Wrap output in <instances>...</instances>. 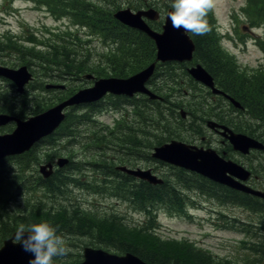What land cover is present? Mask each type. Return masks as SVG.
<instances>
[{
    "label": "rangeland",
    "instance_id": "obj_1",
    "mask_svg": "<svg viewBox=\"0 0 264 264\" xmlns=\"http://www.w3.org/2000/svg\"><path fill=\"white\" fill-rule=\"evenodd\" d=\"M138 1L115 0L114 4L117 6L112 12L118 8H129L133 11L153 8L161 15H165L170 8L165 0H147L146 4H136L135 2ZM45 5L42 0H0V37L3 38L7 35L12 40L23 44L24 48L37 49L45 48L41 45L53 42L52 39L57 38L54 33H61L67 29L69 32L73 31L74 27L69 17H55ZM212 19L225 55L232 57L241 70L247 73H258L262 69L264 70V53L258 45L264 37V23L258 22V19H255V23L252 22L254 15L253 11L248 9L247 0H217L216 8L212 11ZM156 30H160V28ZM82 34L80 33L81 36ZM83 37L85 38V35ZM69 41L72 42L71 48L73 47L70 57L75 56L84 60L86 53L84 47H80L81 41ZM62 44L65 43L62 42ZM91 44L93 52L90 53L86 66L71 74L62 71L64 69L62 65L40 64L37 60H33L29 64V69L34 78L23 92H18L16 85L9 79L0 77V113H3L2 107H11L12 113L17 118L26 119L28 116L38 114L57 102L67 99L78 89L92 86L94 79L114 77L117 76L115 72L119 71H122L123 76L134 74L149 65L156 54V47L152 40L145 44L140 41L135 43L132 53L135 49L138 54L145 53V56L140 59L137 58V55L124 53L113 54L110 59H105L98 54L103 51L102 46L96 40H93ZM28 60L29 57L23 56L19 59L16 54L4 53L0 55V65L9 68H18L28 64ZM78 62L80 61L78 60ZM66 64H71V62L67 61ZM172 64L179 83L164 82L163 74L167 69L166 64L158 66L155 70L157 74L153 75L149 83V86L163 98V101L155 104V109L163 111L166 116L159 117L154 109L143 107V109L153 111L154 119L148 118L144 122H141L138 117H135L134 121L129 119L128 128L131 130L132 136H135L134 142L127 144L120 140L117 127L124 126V123L114 126V116L120 117V115L109 104H105L91 111L94 113V120L99 122L97 125H86L80 122L74 125L70 131L73 140L69 144L58 140L57 144L42 142L38 146L35 145L38 158L33 166L38 169L40 164L53 163L60 158H68L74 162L103 160V163H111L113 167L114 165H125L150 168L154 174L179 188L183 187L180 181L183 175L185 180H194L198 186L210 188L206 182L198 178L204 176L150 158V152L157 145L154 144V136H159L164 142L171 139L182 140L204 148H219L225 151V157L236 161L245 168L255 170L256 179L253 178V184L259 189H264V151L251 150L253 155L247 156L231 149L230 144L221 145L218 136L209 131L205 121L211 118L217 120L216 117L222 115L226 116V119L235 117L234 121L248 128L242 132L249 134V130H251L252 134L249 135L253 137L259 132H264V122L251 118L246 112L233 109L224 99L213 95L202 84L194 82L187 74L190 66H187V71H184L183 67L178 66L179 63ZM87 73L92 74L94 78L81 80L80 78ZM46 86L51 87L45 88ZM159 86H162V90L158 89ZM3 95L6 101L2 98ZM107 100L108 97H105L102 101ZM14 104L15 107H12L11 105ZM167 105L173 108L167 107ZM87 106H71L66 110V113L90 111L91 109ZM16 108L20 110L22 108L23 115ZM181 109L186 112V114H181L184 118L180 115ZM230 110H232V116L228 114ZM226 119L224 118V121ZM14 127L15 122L1 126L0 133L11 132ZM202 136H205L204 140L201 139ZM100 141L109 142L111 147L104 150L105 148L99 145ZM6 165L8 170L20 171L16 163L9 166L7 161ZM31 166L32 164L29 167ZM90 167L85 165L83 169L88 173V177L93 175L89 170ZM46 169L48 168L46 167ZM7 175L12 176V172H7ZM40 177L44 179L41 175ZM15 182L20 183V180ZM143 183L147 182L136 178L126 185L134 187L135 184L140 186ZM40 186L41 184L35 182L34 189L16 194V197L11 199V205L8 208L9 215L24 218L25 212L29 211V209L24 210L26 202H35L41 199L42 204L52 208H50L51 211L61 208L66 214L69 213L70 217H77L78 212L83 210L95 215L96 218L107 217L110 219L115 216L123 225L141 230H146L141 226L150 221L149 225L156 229L146 231L149 234L153 233L165 243L155 240L151 242L147 232L142 234L132 229L130 232L132 244L137 246L138 241H144V246L138 244L152 252L157 248L158 252L154 254L164 257L169 254L178 257L179 254L190 249V246H194V248L209 252V255H212L216 260H228L231 264H245L254 258V255L251 257L249 242H253L251 247L253 244H264V228H261L259 223L260 220L264 221V213L261 209L258 208L255 212L249 211L244 205L227 202L228 199L226 202H221L220 199L204 191L184 189L188 198L186 203L177 204L178 210H170L165 206L164 209L154 210L149 215L147 212L129 208L130 205L128 206L127 202L107 193L102 196L88 188H75L69 185V181L64 187L66 192H56L51 196L45 195ZM219 192L221 191L219 190ZM183 194L185 195V193ZM73 209L78 212L74 211L72 214ZM58 218L55 217V219ZM85 227L86 231L91 230L87 223H85ZM75 229L77 230L76 227ZM244 229L247 233H244ZM59 233L69 241L72 251L66 257L54 258L56 264H78L83 259L82 250L86 245L101 247L113 253L119 254L120 252L116 248L108 246L100 237L102 230H98V233L101 234H96L97 237L93 235L92 238L88 234L69 232L66 229H60ZM175 239L187 242V244L177 246L178 243L172 241ZM149 258L151 259V256ZM256 259L259 264H264L261 254L256 256Z\"/></svg>",
    "mask_w": 264,
    "mask_h": 264
},
{
    "label": "trees",
    "instance_id": "obj_2",
    "mask_svg": "<svg viewBox=\"0 0 264 264\" xmlns=\"http://www.w3.org/2000/svg\"><path fill=\"white\" fill-rule=\"evenodd\" d=\"M42 1L55 17L67 15L72 20V25L74 27L73 31L69 32V29H67L61 33L54 34L57 38L52 39L53 42L41 45L45 48L37 49L24 48L23 44L12 40L6 35L3 38L0 37V55L4 53L8 55L16 54L19 59L23 56H27L29 57V63L27 65L31 64L33 60H37L40 64L56 63L64 66L62 71L69 72L70 74L73 71L83 69L86 66L89 55L93 52L91 44L93 40H96L102 46L103 51H100L101 53L98 54L105 59H110L113 54L117 53L134 54L137 55V58L139 59L145 56V53L138 54L136 49L132 53V50L135 48V43L137 41L145 44L150 41V38L135 29L126 28L113 17L115 11H112L117 6L114 4L115 0ZM247 1L248 9H251L254 15L252 22L255 23V19H258V22L264 23V0ZM165 2H168V5L170 6L171 0H165ZM135 3L146 4L147 0H139ZM207 19L210 30L206 35L191 36L189 34L195 45L193 62L201 63L212 75L215 84L224 92L237 99L244 106L245 111L251 118L259 119L264 122V70H261L258 73H247L246 71L241 70V67L236 61L232 57L225 55L223 52L214 25L215 23L212 19V12L209 13ZM79 32L83 33L82 36ZM83 35H85V38ZM68 39L81 41L80 47H84L86 53L84 60H80L73 55V58L70 57V54L73 52V47L71 48L72 42ZM62 42L65 44H62ZM262 48L264 50V44ZM78 60L80 62H78ZM67 61H70L71 64H66ZM12 64L14 63L12 62ZM189 64L191 63L184 62L180 63L178 66L183 67L184 71H187L186 67ZM166 67L167 69L163 74L165 77L164 82L179 83L177 74L173 70L175 68L172 62L166 63ZM115 74L123 77L122 71L115 72ZM156 74L157 73H154V75ZM158 89L162 90V86H159ZM2 98L5 99L4 95ZM121 99L122 98L118 96H109L107 101L88 105L87 107L91 109L90 111H84L81 113L67 112L60 126L52 135L48 136L43 143L57 144V141L60 140L69 144L73 140L70 131L74 125L77 122L86 125H97L99 122L94 120V113L91 111L96 110L99 106L101 107L105 104H109L116 110V112H119L120 119L117 121L116 126L123 123L124 126H118L117 131L120 133V140L127 144H130L135 140V136H132L131 130L128 128L129 119L134 121L133 119L138 117L141 119V122L148 120V118L154 119L153 111L143 109V107L147 106L154 109L159 117L166 116L163 111L155 109L154 107L155 104H158L161 101L149 100L147 97L142 96L133 100H126L127 103L124 104ZM11 106L15 107V104ZM167 107L170 106L167 105ZM16 109L23 115L22 108L21 110L19 108ZM1 111L13 114L11 107H2ZM156 122L158 123V120ZM232 124L241 131L248 129L247 126H242L239 123L234 124L231 121L230 125ZM129 127L132 128V126ZM249 134H252L251 130H249ZM255 137L264 141V132L257 133ZM154 139V144L160 145L164 143L159 136H154ZM99 145L104 147V150L111 147L107 141H105V143L100 141ZM36 146H38V144ZM36 158H38L37 148L32 147L28 151L0 163V244L4 239L11 236L20 223L28 224L30 222H36L37 220L47 219L54 225H57L58 230L66 229L69 232H82L83 234H88L91 238L93 235L94 237H97L96 234H101L98 233V230H102L100 237L108 244V246L116 248L120 251L119 253L132 252L151 264H231L228 260H216L212 255H209V252L194 248V246H190V249L183 254H179L180 256L178 257L170 256V254L165 255L167 257H164L155 255L158 252L157 248L152 252L140 246H144V241H138L140 245L138 243L137 246L133 245L130 236L132 229L138 233L141 232L142 234H144L143 232H147L151 242L155 240L160 243H165L153 233L149 234V232L146 231L155 228L154 226L149 225L150 221H147L146 225L141 226L142 229L146 230H141L123 225L118 218H115V216H112L110 219L107 217L96 218L95 215L83 210L78 212V210L73 209L72 214L74 211L79 214L77 217H70V214H66L61 208L56 211H51L52 208L47 207L46 204H42L41 199L40 201L26 202L27 204L24 210L29 209V211L25 212L24 218L10 216L8 208L11 205V199L15 198V195L21 193V191L24 192L34 189L35 182L41 184L40 187L44 190L45 195L51 196L56 192H66L64 187L66 186L67 181H69V185H72L75 188H88L92 192L102 194V196L104 193H107L128 202L131 208L140 212H147L149 215L159 207L166 206L169 207V209L178 210L177 204L186 203L188 198L187 193L183 191L184 189L204 191L207 194L220 199L221 202H226L228 199L229 201L227 202L244 205L249 211L255 212L256 209L259 208L264 213L263 200L233 189H227L225 186L216 184L203 177L197 176L201 181L206 182L210 188L198 186L194 180H185L184 175L180 180L183 184L182 188L168 183L167 180H164L161 184L153 185L143 183L140 186L135 184V186L132 187L126 185L129 181H132V179L124 173L115 170L111 163H103V160L93 162H74L69 159V162L63 168L55 170V172L48 178L41 179L37 169L33 166ZM7 161L9 166L16 163L20 168V171H14L12 169L8 170L6 165ZM30 164H32L31 167H29ZM85 165L91 166L89 168L93 174L91 177H88V173L83 171ZM9 171L12 172V176L7 175V172ZM17 180H20V183L15 182ZM219 190L221 192H219ZM183 193H185L186 196ZM55 217L59 218L55 219ZM85 223H87L91 229L87 230L88 232L86 231ZM259 223L261 225L260 227L264 228V221L260 220ZM136 225L139 226V224ZM243 231L244 233H247L245 232V229ZM172 241L177 242V246H185L187 244V242L183 241ZM252 243L253 242H249V248L252 251V254H250L255 256L261 254L264 258V244H253L251 247ZM148 256H151V259ZM245 264H259V262L254 257L250 262L247 261Z\"/></svg>",
    "mask_w": 264,
    "mask_h": 264
},
{
    "label": "water",
    "instance_id": "obj_3",
    "mask_svg": "<svg viewBox=\"0 0 264 264\" xmlns=\"http://www.w3.org/2000/svg\"><path fill=\"white\" fill-rule=\"evenodd\" d=\"M169 11L171 9L165 15L161 31L152 29L145 21V18L152 20L158 17L156 9L150 8L132 11L129 8H125L118 9L114 13V17L121 23L144 32L155 43V61L140 71L126 78L104 77L95 79L92 86L82 88L69 98L26 119L0 113V127L9 122H15V127L11 132L0 134V160L28 150L33 144L50 134L62 122L64 118L63 110L68 106L92 103L107 93L126 96H133L135 93H144L152 98L157 97L145 86L153 74L156 61L190 60L194 50V44L188 34L183 29L176 30L172 27V22L168 18ZM189 73L196 81L211 88L212 92L225 95L234 105L241 107L238 101L214 86L211 74L201 64L192 66L189 69ZM0 76L12 81L19 92L23 91L24 85L32 78V74L28 70L27 65H22L18 68H9L0 65ZM85 78L91 79L93 75H85ZM207 125L214 128L217 124L214 121H209ZM221 128L224 129L222 134L229 139L235 150L246 154L250 149H264V143L258 139L245 134L234 133L224 125ZM226 131L229 134H226ZM151 156L185 170L196 172L234 190H239L264 199V191L251 188L243 182L250 175L247 169L232 160L224 159L213 149H204L182 141L171 140L162 145L155 146ZM65 162L66 159L60 158L56 164L61 166ZM119 168L136 177L145 179L152 184L162 182V179L153 174L150 169H127L124 166ZM39 170L47 177L52 172V163L48 162L47 164L41 165ZM14 233L4 240L0 246V264H29L32 256L30 253L24 251L21 244L13 243ZM79 264L147 263L130 252L117 255L108 253L102 249L85 246L83 248V260Z\"/></svg>",
    "mask_w": 264,
    "mask_h": 264
},
{
    "label": "clouds",
    "instance_id": "obj_4",
    "mask_svg": "<svg viewBox=\"0 0 264 264\" xmlns=\"http://www.w3.org/2000/svg\"><path fill=\"white\" fill-rule=\"evenodd\" d=\"M216 5L217 0H171L168 18L176 30L183 29L191 36L206 35L210 30L207 17ZM13 243L21 244L31 254L29 264H54V258L66 257L72 251L58 226L47 219L20 223Z\"/></svg>",
    "mask_w": 264,
    "mask_h": 264
},
{
    "label": "flooded vegetation",
    "instance_id": "obj_5",
    "mask_svg": "<svg viewBox=\"0 0 264 264\" xmlns=\"http://www.w3.org/2000/svg\"><path fill=\"white\" fill-rule=\"evenodd\" d=\"M215 96H218V97H221L222 99H224L226 102H228V103L230 104V106H231L233 109H235V110H237V111H240V112H244V108H243V107H239V106L233 105V103H232L229 99L225 98L224 96H222V95H215ZM228 106H229V105H228ZM235 106H236V107H235ZM228 114L232 116V110L228 111ZM224 118L226 119V116H224ZM224 118H222L221 116L216 117L217 120H214V122H215L217 125H216L214 128H209L210 130H209V129H208V130L211 131L213 134H215V135L218 136V141H219V143H220L221 145L226 146L227 144H230V143H229V141L227 140V138L225 137V135L222 134V132H223V129L221 128L222 125H225V126L230 127V128H231L234 132H236V133H244V132H242L241 130H239V129H238L237 127H235V126L230 125V124H231V121H232L234 124H238V122L234 121V120H236L235 117H230V118L227 117L226 121H224ZM211 119H212V118H211ZM212 120H213V119H212ZM206 121H207V120H206ZM206 121H205V122H206ZM226 133H227V132H226ZM201 139L204 140V139H205V136H202ZM230 145H231V144H230ZM231 147H232V146H231ZM213 149H214V148H213ZM231 149H233V148H231ZM215 150H216L217 153H219V155L222 156L223 158H225V159H230V158L225 157V155H226V152H225V151H222V150L219 149V148H218V149H215ZM220 150H221V151H220ZM233 150H234V149H233ZM247 156H252V153H249ZM253 178L256 179V175H255V176L253 175V177L249 179L248 184L251 185V186H253V187H255L254 184H253ZM251 179H252V180H251Z\"/></svg>",
    "mask_w": 264,
    "mask_h": 264
}]
</instances>
